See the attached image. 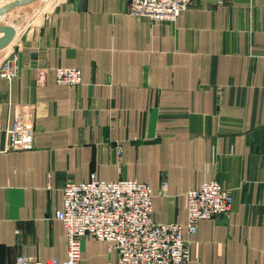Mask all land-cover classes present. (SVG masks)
<instances>
[{"label": "crops", "instance_id": "0c3cea01", "mask_svg": "<svg viewBox=\"0 0 264 264\" xmlns=\"http://www.w3.org/2000/svg\"><path fill=\"white\" fill-rule=\"evenodd\" d=\"M31 1L43 21L0 78V264L65 262L63 187L92 177L149 184L154 221L183 225L190 264H264V0H196L170 23L130 0ZM57 68L82 84L58 85ZM17 120L33 149H10ZM213 181L233 209L190 235L188 195ZM81 264L118 256L86 238Z\"/></svg>", "mask_w": 264, "mask_h": 264}, {"label": "built area", "instance_id": "2783aa9c", "mask_svg": "<svg viewBox=\"0 0 264 264\" xmlns=\"http://www.w3.org/2000/svg\"><path fill=\"white\" fill-rule=\"evenodd\" d=\"M196 0H130L129 12L147 15L154 21L175 22ZM14 73L10 63L4 77ZM56 82L77 86L83 81L80 69H55ZM11 150L35 147V129L17 120L8 130ZM168 185H164L166 190ZM188 233L194 235L201 221L229 214L235 202L232 191L218 182H204L189 195ZM154 192L147 183L130 180L101 181L92 177L84 183L67 182L62 208L56 214L66 230L68 259L40 261L21 255L15 264H81L82 241L96 239L108 244L118 264H190V240L179 223L153 219Z\"/></svg>", "mask_w": 264, "mask_h": 264}, {"label": "rangeland", "instance_id": "374dc122", "mask_svg": "<svg viewBox=\"0 0 264 264\" xmlns=\"http://www.w3.org/2000/svg\"><path fill=\"white\" fill-rule=\"evenodd\" d=\"M37 4L39 1L33 3L24 0H0V10H5L0 17V78H4L9 63L13 67L12 56L15 54V44L29 32L31 27L42 23L41 15L32 14ZM6 28L11 31L5 30Z\"/></svg>", "mask_w": 264, "mask_h": 264}, {"label": "water", "instance_id": "95a60500", "mask_svg": "<svg viewBox=\"0 0 264 264\" xmlns=\"http://www.w3.org/2000/svg\"><path fill=\"white\" fill-rule=\"evenodd\" d=\"M24 1H31V0H24ZM4 12H5V10H0V17L3 15ZM5 30L11 31V29H8V28H6Z\"/></svg>", "mask_w": 264, "mask_h": 264}]
</instances>
